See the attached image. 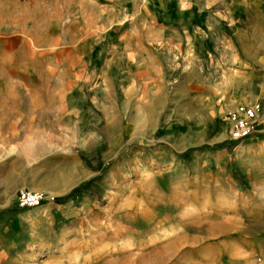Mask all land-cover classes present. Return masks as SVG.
<instances>
[{"label": "rangeland", "instance_id": "374dc122", "mask_svg": "<svg viewBox=\"0 0 264 264\" xmlns=\"http://www.w3.org/2000/svg\"><path fill=\"white\" fill-rule=\"evenodd\" d=\"M148 13L181 44L173 63L152 50L135 67L136 87L150 81L134 96L117 53L77 66L62 49L79 28L104 47L110 21ZM12 36L34 45V83L8 86L4 64L27 52L0 46V264H264V0H0V41ZM256 103L254 135L231 139L226 117ZM34 107L25 160L5 125ZM32 164L43 201L18 207Z\"/></svg>", "mask_w": 264, "mask_h": 264}, {"label": "crops", "instance_id": "0c3cea01", "mask_svg": "<svg viewBox=\"0 0 264 264\" xmlns=\"http://www.w3.org/2000/svg\"><path fill=\"white\" fill-rule=\"evenodd\" d=\"M236 6H240L237 4ZM126 15H128L129 11L126 10ZM123 11V14H125ZM135 12L133 11L129 16H133ZM141 25L135 26L132 21L126 17L118 18L110 21V23L106 26L105 37L108 39L109 43L104 45V47H100L99 43L101 39L98 38V33L85 34V32H81L79 28V34L77 38H74L72 41L62 43V49L66 50L68 55L73 54L75 57V64L77 66L87 65L86 57H89L92 54V51H100L105 50V57L107 55L110 56V52H115L117 55L121 56L120 62L121 64L125 62V64L130 68V74L126 79L124 87L120 85L122 89V96L125 98L130 97L131 95H135L137 90H144L146 86L149 85V76L144 75L143 80L141 81L142 86L136 87V78L135 73L138 71L135 70L136 66H150L152 60V50H161L164 55L166 61L170 64L175 61V58L178 54V48L181 44V33L178 32L175 26H169L164 24L158 25V27L151 26V16L149 13L146 15V18L143 16V19L140 20ZM166 22L169 23V18L166 19ZM152 30H155L152 31ZM157 34L158 36L153 37V34ZM140 35L142 37H140ZM117 39V42L113 39ZM88 38H92L93 40L87 42ZM97 39V40H96ZM103 39V38H102ZM124 39H127L123 42ZM121 46H119L120 43ZM0 46H4V52L8 53L9 56H18L17 52L25 51L27 52V56L25 61L22 55L13 60L8 58L7 55L3 54L5 58H8V61L4 64L6 66L8 74V81L14 83L13 85H8L11 88L14 87H26L24 82L29 79L32 85L34 83V45L32 42L28 43L23 41L22 38H18L15 36L6 37L0 41ZM117 43V44H116ZM2 48V47H0ZM118 49V50H117ZM53 50V49H52ZM47 51L50 55L54 51ZM117 50V51H116ZM2 51V49H0ZM1 54V53H0ZM100 54V53H98ZM113 57V54L111 55ZM29 60V61H28ZM123 61V62H122ZM68 65H71L70 59H68ZM136 71V72H135ZM79 80L85 81V77H80ZM13 81V82H12ZM138 83V82H137ZM115 85L110 84L109 87L113 88ZM110 88V89H111ZM196 89V87L194 88ZM190 90L185 89L183 92V88L179 86L176 91L175 97L179 96H187L189 98L195 99V95L189 94ZM95 96V95H94ZM93 96V97H94ZM132 96V97H133ZM93 101V100H92ZM94 102V101H93ZM96 106V104L94 103ZM97 107V106H96ZM117 109V108H116ZM31 116H24L23 112L16 110L15 111V120L9 121L5 128L9 130H15L14 133L15 141L14 144L16 147L21 149V155L25 158V160H29V156H32L33 153L28 155L27 151L30 147L34 146V142L39 137L36 136V131L43 127L41 123H39L35 114L37 110L34 107V117L32 115L33 109L30 112H26ZM18 154L16 155V160L22 161L23 158H18ZM34 165H30L25 167V171H23V166H21V175L18 179L17 186H27L28 190L34 191L35 189H43L45 188L44 184L38 182L34 175ZM26 172V173H25ZM15 187V188H16Z\"/></svg>", "mask_w": 264, "mask_h": 264}, {"label": "built area", "instance_id": "2783aa9c", "mask_svg": "<svg viewBox=\"0 0 264 264\" xmlns=\"http://www.w3.org/2000/svg\"><path fill=\"white\" fill-rule=\"evenodd\" d=\"M262 109L260 104L256 103L252 107H241L235 113L226 117V120L232 124L230 136L233 140H246L256 132V122L261 116ZM43 197L38 193L28 190H20L16 196V205L18 207H38L42 204Z\"/></svg>", "mask_w": 264, "mask_h": 264}, {"label": "trees", "instance_id": "16d2710c", "mask_svg": "<svg viewBox=\"0 0 264 264\" xmlns=\"http://www.w3.org/2000/svg\"><path fill=\"white\" fill-rule=\"evenodd\" d=\"M86 184H87V183H83V184L80 185L79 187L74 188V189L69 193V195H72V194L76 193L78 190H80L81 188H83V186H85ZM69 195H67V196L64 197V198H67Z\"/></svg>", "mask_w": 264, "mask_h": 264}, {"label": "bare ground", "instance_id": "6f19581e", "mask_svg": "<svg viewBox=\"0 0 264 264\" xmlns=\"http://www.w3.org/2000/svg\"><path fill=\"white\" fill-rule=\"evenodd\" d=\"M174 206H175V205H174ZM178 206H179V205H178ZM181 207H182V206H181ZM177 216H178V215H177ZM182 216H183V215H182ZM179 217H180V216H179ZM178 219H179V218H178ZM178 219H177V220H178ZM180 219H181V217H180Z\"/></svg>", "mask_w": 264, "mask_h": 264}]
</instances>
